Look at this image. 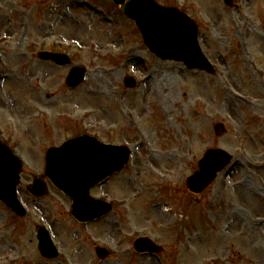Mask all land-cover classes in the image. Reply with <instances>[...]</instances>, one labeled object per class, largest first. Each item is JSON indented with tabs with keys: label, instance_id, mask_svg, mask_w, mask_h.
I'll list each match as a JSON object with an SVG mask.
<instances>
[{
	"label": "rangeland",
	"instance_id": "rangeland-1",
	"mask_svg": "<svg viewBox=\"0 0 264 264\" xmlns=\"http://www.w3.org/2000/svg\"><path fill=\"white\" fill-rule=\"evenodd\" d=\"M156 1L198 23L220 76L157 59L113 0H0V141L23 163L19 194L29 210L20 219L0 202V264H264V0H236L233 9L223 0ZM58 43L88 69L76 91L65 86L70 68L37 59ZM127 76L141 87L126 91ZM81 135L133 152L124 172L92 192L112 201L113 214L85 226L49 181L46 198L27 192L47 151ZM213 148L233 165L194 197L187 179ZM40 225L61 258L41 257ZM143 236L163 247L161 259L135 253ZM98 246L111 250L106 262Z\"/></svg>",
	"mask_w": 264,
	"mask_h": 264
},
{
	"label": "water",
	"instance_id": "water-1",
	"mask_svg": "<svg viewBox=\"0 0 264 264\" xmlns=\"http://www.w3.org/2000/svg\"><path fill=\"white\" fill-rule=\"evenodd\" d=\"M114 1L121 6V11L127 17L137 22L146 44L163 60L182 61L190 69L198 68L212 72L198 47V29L192 20L175 9L157 5L153 0ZM226 3L231 6L232 0H226ZM40 57L62 66L71 64L67 56L43 53ZM85 74L84 69H73L67 80L68 87L75 88L82 84ZM133 85L132 81L128 82L129 87ZM217 130L220 132V127ZM129 156L130 153L126 149L101 145L94 139L82 137L64 144L60 149L49 151L46 176L72 198L73 216L80 222H85L100 218L110 211V207L92 200L89 192L102 179L122 169ZM230 160L231 158L222 151H209L200 164L201 172L189 180L191 192L202 193ZM20 169L21 164L0 145V172L10 171V178H15L17 184ZM34 188V193L39 197L47 192L41 181H36ZM6 199L10 205L14 204L15 199L12 196ZM39 239L41 252L46 257H53L55 254L50 249L46 233L39 231ZM149 247L156 251L155 246L146 239L136 243L140 252L149 250ZM97 253L102 259L108 256V252L103 249H97Z\"/></svg>",
	"mask_w": 264,
	"mask_h": 264
},
{
	"label": "bare ground",
	"instance_id": "bare-ground-1",
	"mask_svg": "<svg viewBox=\"0 0 264 264\" xmlns=\"http://www.w3.org/2000/svg\"><path fill=\"white\" fill-rule=\"evenodd\" d=\"M156 211H157L158 213H160V210H159V209H157Z\"/></svg>",
	"mask_w": 264,
	"mask_h": 264
}]
</instances>
